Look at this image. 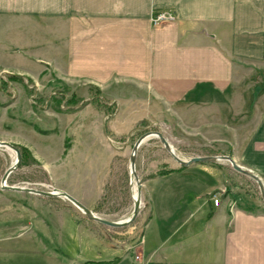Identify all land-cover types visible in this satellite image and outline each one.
<instances>
[{
    "label": "crops",
    "instance_id": "1",
    "mask_svg": "<svg viewBox=\"0 0 264 264\" xmlns=\"http://www.w3.org/2000/svg\"><path fill=\"white\" fill-rule=\"evenodd\" d=\"M17 1L0 0V18L15 16L25 24L24 17L34 13L19 9ZM52 1L51 61L59 78L100 89L112 102L134 105V112L142 104L170 105L168 118L181 120L188 142L227 146L223 151L264 182V91L253 78L264 70V0ZM154 9L174 17L153 24ZM24 24L15 29L23 39L11 46L13 52L6 50L13 36L0 46V68L7 67L1 58L7 53L46 54L45 42L26 45L31 27L27 20ZM256 87L257 97L247 100L245 92ZM125 108L121 111L126 115ZM237 119L246 121L241 128ZM25 144L39 158L38 144ZM79 165L68 168L76 171ZM31 166L38 165L34 161ZM171 168L145 184L147 211L137 240L115 238L108 225L83 219L63 197L2 189L0 184V245L7 247L0 246V264H44L45 257L49 264H264L261 195L250 204L221 192L227 188L222 179L227 167L221 161ZM196 169L209 177L192 176ZM7 182L36 187L26 180L10 182L9 177ZM57 188L102 215L75 184ZM46 206L54 209L57 247L41 238L52 227L45 218ZM78 229L85 231L86 247L76 242ZM77 244L78 256L72 251ZM83 248L90 251L85 254ZM29 251L35 256H24Z\"/></svg>",
    "mask_w": 264,
    "mask_h": 264
},
{
    "label": "rangeland",
    "instance_id": "2",
    "mask_svg": "<svg viewBox=\"0 0 264 264\" xmlns=\"http://www.w3.org/2000/svg\"><path fill=\"white\" fill-rule=\"evenodd\" d=\"M19 1H21L19 9H27L34 13L23 19L25 24L27 20L29 28L31 27L28 32L31 38L26 39V45L45 42L46 54L30 51L22 57L9 56V53L1 57L7 67L0 68V140L10 141L19 149L22 147L29 152L25 156V161L22 160L20 166L10 174V182L26 180L34 183L31 185L36 188L47 190L65 183L72 186L75 184L76 189L80 188L85 197L93 201L94 209L102 214L100 216L120 220L128 218L133 209L132 194L134 195L136 191V180L131 178L130 154L135 141L143 133L149 130L162 131L175 152L186 159L198 154H230L223 151L228 148L224 145L218 147L197 144L195 141L188 142L181 130V120L168 118L170 105L164 103L136 105L134 112L132 110L134 105L125 108L126 105L112 102L111 98L103 96L105 94L100 89L84 87L77 84V81L71 85L68 81L59 78L51 61L53 1ZM15 2L18 3L17 0ZM13 17L0 18V46L9 43L6 38L14 37L13 45L7 44L8 52H13L14 45L21 44L23 39L16 34L15 29L24 23L21 22L20 16L19 19ZM25 24L24 26L27 27ZM11 25L13 31H10ZM38 56H42L40 58L43 60L38 61ZM253 78L259 80V86H263L260 92L264 91L262 81L264 70L259 69ZM257 89V87L252 89L251 93L245 92L244 96L247 100L257 97ZM122 108L128 112L127 116L121 111ZM132 112L135 114L128 119ZM245 122L242 119L235 121L237 128H241V124ZM23 126L30 131L23 130ZM85 126L87 130H83ZM29 140L38 144L36 148L39 150V158H35L33 152L26 146L25 143ZM14 160L15 152L9 147L0 145V180ZM34 161L38 166H31ZM220 161L226 163L227 167L222 178L227 188L220 191L228 194L231 189L230 195L236 194L237 199L240 198L250 204L260 201L261 194L256 181L236 171L228 161ZM78 164L80 165L76 171L69 170L68 167L71 165L76 167ZM42 166H49V170H45ZM171 166L180 169L183 165L172 157L159 137L151 136L139 146L136 155V173L143 183L142 207L138 216L128 225L105 226L110 234L115 238L127 240L138 237L147 211L145 184L148 178L173 169ZM194 171L192 176L203 175L206 179L209 177L206 172L197 169ZM263 204L264 201L261 205ZM49 210L52 215H48ZM44 211L45 218L50 219L52 227L50 232H45L41 238L47 246L57 247L58 244L53 238L55 231L53 221L56 218L55 213L53 214L54 209L46 206ZM77 211L83 219L87 217L78 208ZM76 234L77 243L87 242L84 230L78 229ZM100 241L104 242V239ZM4 245L0 246L7 248ZM84 247H86L85 243ZM74 250L78 256L81 248L78 246L77 249H72ZM88 251L90 248L89 250L86 248V251L83 248L84 253ZM32 253L34 252L29 251L24 256L32 258ZM45 259L44 264H49V258L45 257ZM25 264H34V262L27 260Z\"/></svg>",
    "mask_w": 264,
    "mask_h": 264
},
{
    "label": "water",
    "instance_id": "3",
    "mask_svg": "<svg viewBox=\"0 0 264 264\" xmlns=\"http://www.w3.org/2000/svg\"><path fill=\"white\" fill-rule=\"evenodd\" d=\"M151 136L159 137V139L161 140V142L163 143L165 148L169 151V153L172 155V157H174V159L179 164H181L183 166H188V165H190L192 163H196V162H204L205 163V162H216V161H220V160L228 161L236 171H238L244 175H247L256 181V183L259 187L261 197L264 201V182H263L262 178L257 173H255L253 170L239 164L232 155H230V154L210 155L209 154V155H194V156L187 158V159L182 158L181 156H179L175 152L171 143L168 141V139L164 136V134L160 130H149V131L143 133L142 135H140L138 137V139L135 141V143L133 145V149H132V152L130 154V171H131V178L133 177L136 179L137 194L135 196L132 194L133 209H132L130 216L126 219L114 220V219H110V218L100 216V215L96 214L91 208L86 206L83 202H81L79 199H77L76 197L71 195L69 192H67L63 189H59L57 187H54L51 190H47V189L36 188L33 186H21V185L8 184L7 183L8 177L15 169H17L20 166L21 161H22V156H21V151H20L19 147L17 145H15L14 143H12L10 141H6V140H0V145L6 146V147H9L10 149H12L15 152V160L3 173L2 178H1V188L2 189H13V190L33 192V193H37V194L44 195V196H60V197L66 198L69 201H71L83 214H85L88 218H90L92 220H96V221H99V222L104 223L106 225L113 226V227L126 226L129 223H131L138 216V214L141 210V207H142L141 193H142L143 183L140 181L138 174L136 173V155H137V151H138L139 146L147 138H149Z\"/></svg>",
    "mask_w": 264,
    "mask_h": 264
},
{
    "label": "built area",
    "instance_id": "4",
    "mask_svg": "<svg viewBox=\"0 0 264 264\" xmlns=\"http://www.w3.org/2000/svg\"><path fill=\"white\" fill-rule=\"evenodd\" d=\"M173 17H174V15L172 13H170L169 11L154 9L151 13L150 19H151L153 24H158V23L164 22L166 20L172 19ZM213 202L215 205H219L220 197H218V196H216V194H214ZM135 258H136V260H139L140 255L136 254Z\"/></svg>",
    "mask_w": 264,
    "mask_h": 264
},
{
    "label": "trees",
    "instance_id": "5",
    "mask_svg": "<svg viewBox=\"0 0 264 264\" xmlns=\"http://www.w3.org/2000/svg\"><path fill=\"white\" fill-rule=\"evenodd\" d=\"M20 149H21V153H22V160L25 161V156L28 155L29 152H28L27 150H25L24 148H22V147H21ZM172 170H174V169L166 170L164 173L170 172V171H172ZM164 173H163V174H164ZM231 191H232V190L230 189L229 192H231ZM141 232H142V230H141ZM140 235H141V233L138 235L137 238L133 237V238H131V239H133V240H137V239L140 237Z\"/></svg>",
    "mask_w": 264,
    "mask_h": 264
},
{
    "label": "bare ground",
    "instance_id": "6",
    "mask_svg": "<svg viewBox=\"0 0 264 264\" xmlns=\"http://www.w3.org/2000/svg\"><path fill=\"white\" fill-rule=\"evenodd\" d=\"M133 178V177H132ZM135 179V178H133ZM136 180V179H135ZM137 194V183H136V191L134 192V196Z\"/></svg>",
    "mask_w": 264,
    "mask_h": 264
}]
</instances>
